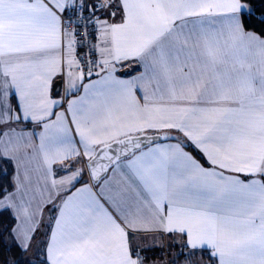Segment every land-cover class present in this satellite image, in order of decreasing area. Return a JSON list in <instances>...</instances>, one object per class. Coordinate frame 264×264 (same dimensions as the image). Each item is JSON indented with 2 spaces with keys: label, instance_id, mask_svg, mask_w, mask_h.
<instances>
[{
  "label": "snow or ice",
  "instance_id": "1",
  "mask_svg": "<svg viewBox=\"0 0 264 264\" xmlns=\"http://www.w3.org/2000/svg\"><path fill=\"white\" fill-rule=\"evenodd\" d=\"M4 164L40 264H264V0H0Z\"/></svg>",
  "mask_w": 264,
  "mask_h": 264
},
{
  "label": "trees",
  "instance_id": "2",
  "mask_svg": "<svg viewBox=\"0 0 264 264\" xmlns=\"http://www.w3.org/2000/svg\"><path fill=\"white\" fill-rule=\"evenodd\" d=\"M3 166L8 169V174L7 176L0 178V182H3L5 186H7L12 177V167L9 164H4ZM12 224L13 221L7 216L4 218L2 224H0V264H17V262H19V264H40L41 260L30 259L26 256L27 253L22 252L16 246L9 234ZM165 247L168 248V255L172 261L179 250L178 245L177 243L173 245L168 242ZM182 259L183 258H181V260ZM176 264H181V261L178 260Z\"/></svg>",
  "mask_w": 264,
  "mask_h": 264
},
{
  "label": "crops",
  "instance_id": "3",
  "mask_svg": "<svg viewBox=\"0 0 264 264\" xmlns=\"http://www.w3.org/2000/svg\"><path fill=\"white\" fill-rule=\"evenodd\" d=\"M80 49H78V53L80 55ZM55 91H60L62 92L63 91V83L61 80H56L55 81ZM55 91L53 93V95H55ZM28 127H32L31 125H28ZM189 151H191V149H189ZM193 155H196L195 152H193ZM200 157L197 155V159H199ZM203 163V161H201ZM64 173L62 171L60 172H57V176H63ZM85 179H87V177H85ZM81 185L80 184H77L76 187H80ZM50 231V227L48 225V210H45V213H44V224L43 226L41 227V229L39 230V232H37L36 236L39 238V241L42 242V244H40L38 246V251L39 253H42L44 247H45V241L47 239V234L48 232ZM182 241V238L179 237V236H170V235H158L157 236V243H162L163 245H165V243H170V244H176V241ZM34 241V240H33ZM36 242V241H35ZM39 244V242H37ZM132 243L135 245V244H140L141 246L144 245L145 241L138 238V237H133L132 238ZM27 253V252H25ZM152 253V252H151ZM163 253H164V256H165V252L163 250ZM147 254V257H148V261H149V264L152 263V256L150 255V252L146 253ZM28 255V253L26 254V256ZM43 256L41 255V257H39V260H43L42 258ZM38 260V259H36ZM203 264H211V262L208 260V257H207V254L205 253L204 256H203Z\"/></svg>",
  "mask_w": 264,
  "mask_h": 264
},
{
  "label": "rangeland",
  "instance_id": "4",
  "mask_svg": "<svg viewBox=\"0 0 264 264\" xmlns=\"http://www.w3.org/2000/svg\"><path fill=\"white\" fill-rule=\"evenodd\" d=\"M36 241V242H35ZM39 242V244L37 243ZM42 244V242L39 241V238L37 236H35L34 241H32V246L31 248L27 251L28 255L27 257H29L30 259L34 260L37 259V257H41V253L37 252L38 251V246ZM163 245V244H162ZM167 243H165V245H163L162 247H157L154 248L152 251L150 252V255L152 256L151 260L152 263L151 264H167V255H163V250L164 252L166 251V246ZM165 248V249H164ZM152 252V253H151ZM162 252V253H161ZM148 253V252H147ZM161 253V254H160ZM169 254V253H168ZM147 255V254H146ZM169 257V255H168ZM43 258V257H42Z\"/></svg>",
  "mask_w": 264,
  "mask_h": 264
},
{
  "label": "built area",
  "instance_id": "5",
  "mask_svg": "<svg viewBox=\"0 0 264 264\" xmlns=\"http://www.w3.org/2000/svg\"><path fill=\"white\" fill-rule=\"evenodd\" d=\"M89 31H91V29H89ZM80 35H81V36L84 35V32H83L82 29L80 30ZM80 51H81V52H80V55L83 56L84 52L87 51V49H86V48H85V49H80ZM167 249H168V248H167ZM167 249H166V255H167V260H168V261H167V264H171V262H170L171 260H170V258L168 257V254H167Z\"/></svg>",
  "mask_w": 264,
  "mask_h": 264
},
{
  "label": "bare ground",
  "instance_id": "6",
  "mask_svg": "<svg viewBox=\"0 0 264 264\" xmlns=\"http://www.w3.org/2000/svg\"><path fill=\"white\" fill-rule=\"evenodd\" d=\"M167 254H168V251H167ZM165 255H166V251H165Z\"/></svg>",
  "mask_w": 264,
  "mask_h": 264
}]
</instances>
